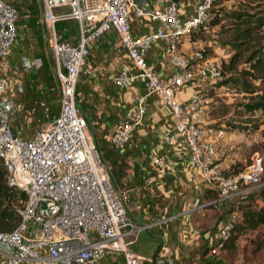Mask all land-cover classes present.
Here are the masks:
<instances>
[{
    "label": "built area",
    "instance_id": "2783aa9c",
    "mask_svg": "<svg viewBox=\"0 0 264 264\" xmlns=\"http://www.w3.org/2000/svg\"><path fill=\"white\" fill-rule=\"evenodd\" d=\"M163 1L165 6L150 9L139 0H41L60 88V108L50 122L31 136L16 133L12 121L17 118L19 107L6 94L8 78L0 71V162L7 185L25 193L16 209L18 225L13 230L0 231V264H92L106 250L120 253L122 264H141L133 246L143 226L133 220L128 191L117 186L86 117L77 107V83L89 54L88 45L107 32L116 34L132 64L131 69L114 76L115 84L128 87L140 80L146 83L147 90L145 95L136 97L134 111L116 125L109 143L116 149L125 145L143 119L146 95L156 93L171 110L174 129L185 139L192 164L216 192L218 201H226L244 185L259 184L263 171L260 155L255 154L247 169L237 174L228 173L221 166L217 143L224 137L225 129L206 121L205 97L196 95L179 103L173 96L175 88L196 79L206 83L222 77V63L207 60L203 49L189 55L180 50L185 37L205 24L217 0H198L184 21L173 0H156ZM130 11L135 18L148 16L160 26L149 35L134 37ZM18 16L15 4L0 0V68L17 36ZM65 20L76 22L72 40L57 33L56 23ZM154 39L162 40L165 62L174 67L167 79H160L145 60ZM30 64L31 58L24 56L15 71ZM163 138L172 143L168 133ZM155 163L163 165L164 158H156ZM237 218L238 215H231L219 229V241L209 249L214 257L212 264L220 259ZM153 264L174 261L165 257Z\"/></svg>",
    "mask_w": 264,
    "mask_h": 264
},
{
    "label": "crops",
    "instance_id": "0c3cea01",
    "mask_svg": "<svg viewBox=\"0 0 264 264\" xmlns=\"http://www.w3.org/2000/svg\"><path fill=\"white\" fill-rule=\"evenodd\" d=\"M5 1L18 8V31L0 71L8 78L6 94L19 107L17 118L12 121L13 128L16 133L29 137L58 114L60 88L41 0ZM139 1L150 9L166 4L165 1ZM173 1L184 21L198 0ZM129 21L134 37L149 35L160 26L148 16L135 18L132 11ZM200 27L185 37L180 47L185 55L201 49L205 42L195 35ZM72 37L69 34L64 38L70 40ZM88 48L89 54L77 83V107L86 117L96 143L107 153L121 190L128 191V207L133 220L143 226L133 250L141 257V264H153L154 260L165 257L171 258L174 264H207L211 259L209 249L219 241V229L231 215L240 216L237 200L244 190L231 194L224 202L218 201L216 192L207 186L199 169L192 164L185 139L174 129L171 110L156 93L146 95L143 119L125 145L121 149L114 148L108 141L109 136L116 125L134 111L136 97L147 93L146 83L136 80L128 87L115 84L114 76L121 70L131 69L132 64L114 32L105 33ZM24 56L31 58V64L15 71ZM145 60L160 79L169 78L174 69L165 62L160 39L151 41ZM85 68L89 69L88 73L84 72ZM207 83L196 79L175 88L173 96L179 103L188 102L196 95L205 96ZM21 122L26 128L24 133L16 126ZM165 133L170 135L172 143L164 140ZM221 140L217 143L219 156L227 150L225 145L220 148ZM158 157L164 158L161 166L155 163ZM230 161L226 157L220 164L226 169L232 164ZM122 262L120 253L106 250L92 264ZM23 264L38 263L26 261Z\"/></svg>",
    "mask_w": 264,
    "mask_h": 264
},
{
    "label": "rangeland",
    "instance_id": "374dc122",
    "mask_svg": "<svg viewBox=\"0 0 264 264\" xmlns=\"http://www.w3.org/2000/svg\"><path fill=\"white\" fill-rule=\"evenodd\" d=\"M214 9H219L220 23L218 25L208 24L210 20L208 18L205 25L201 26L195 34L205 41L201 46L199 45L204 50L205 58L209 61L217 60L222 63L223 74L221 79L214 83L208 82L205 86V119L207 122L220 125L225 129L220 148L225 145L227 150L224 148L225 150L219 156V162L226 157L229 161L232 159V162L230 161L232 164L226 168L227 170L244 171L252 163L255 154L261 156L263 171L260 175V182L256 186L244 185L242 190L246 191L264 184V115L260 110L247 112L242 105L249 98L261 92L264 88V82L260 79L247 78L248 85L245 87L254 90V92H247L244 83L241 81V71L249 66L245 60L252 52L251 50L256 48L262 50L264 38H251L246 43H240L241 40L235 38L238 30L232 13L243 11L256 13L257 16L261 17L264 15V0H220V3L214 5ZM261 32H264V25L255 30L253 35L262 36ZM57 33L62 38L64 33L74 36L76 24L73 22L60 24ZM206 41L210 45L206 44ZM213 46L217 47L213 48ZM235 53H238V60L230 68L228 61ZM16 126L19 131L22 130V133L26 131L22 122ZM98 147L106 164L110 167L115 181L122 189L107 153L101 146L98 145ZM212 260L214 257L211 255L207 264H211ZM214 262L217 264H225L224 262L226 264H264V228L241 234L236 240L235 249L222 252L220 259Z\"/></svg>",
    "mask_w": 264,
    "mask_h": 264
},
{
    "label": "trees",
    "instance_id": "16d2710c",
    "mask_svg": "<svg viewBox=\"0 0 264 264\" xmlns=\"http://www.w3.org/2000/svg\"><path fill=\"white\" fill-rule=\"evenodd\" d=\"M217 3H220V0H217L215 4ZM212 12L213 14H211ZM232 14V18L234 19V22H236L238 30L235 34V38L240 39V43H246L251 38H264V32H261L262 36H258L259 34L253 35L255 30L262 28L264 25V15L259 17L256 13H245L243 11H234ZM218 16L219 9L216 10L213 7L209 15L210 20L208 24L211 23L213 25H218L220 23ZM67 22H73L76 24L73 20L58 21L55 25L58 32L59 25ZM68 34L69 33H64L63 36L66 37ZM262 47V50L259 48L251 50L252 52L245 60V62L249 63V66L241 71V81L244 83V88L247 92H254L253 89L245 87L248 85L247 78H252L254 80L260 79L264 82V45ZM237 60L238 53H235L230 57L228 66L232 68L233 65L237 63ZM242 106L247 112L260 110L264 115V88L260 93L249 98V100L243 103ZM211 125L214 127H222L212 123ZM225 171L233 174L241 172L227 169H225ZM24 198V192L7 185L5 170L0 162V231H10L18 225L19 215L16 209ZM236 209H238L240 216H238L236 222L232 225L229 239L223 244V250L226 251H232L235 249L236 240L241 234L250 230L264 228V184L244 191L237 200ZM224 263L226 264V262Z\"/></svg>",
    "mask_w": 264,
    "mask_h": 264
}]
</instances>
